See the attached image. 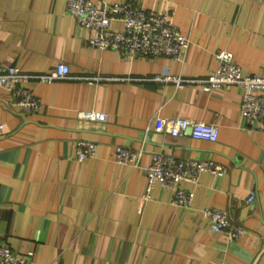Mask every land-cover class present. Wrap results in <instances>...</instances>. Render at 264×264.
<instances>
[{
	"label": "crops",
	"instance_id": "0c3cea01",
	"mask_svg": "<svg viewBox=\"0 0 264 264\" xmlns=\"http://www.w3.org/2000/svg\"><path fill=\"white\" fill-rule=\"evenodd\" d=\"M90 1L167 14L188 49L178 61L124 58L91 46L93 32L75 24L66 0H0V69L38 75L64 64L70 76L30 83L42 105L32 115L0 87V246L32 252V264H264V133L240 117V88L205 93L198 82L219 51L244 75L264 78V0ZM164 72L193 82L152 80ZM90 110L107 120L77 118ZM171 118L216 126L217 140H195L189 130L171 137ZM79 140L96 146L83 162ZM119 147L140 150L138 163L117 164ZM158 151L210 160L225 174L179 183L193 194L189 207L173 205L159 186L145 199L144 169ZM204 207L225 211L245 234L230 243L212 232Z\"/></svg>",
	"mask_w": 264,
	"mask_h": 264
},
{
	"label": "built area",
	"instance_id": "2783aa9c",
	"mask_svg": "<svg viewBox=\"0 0 264 264\" xmlns=\"http://www.w3.org/2000/svg\"><path fill=\"white\" fill-rule=\"evenodd\" d=\"M66 13L75 24L93 32L89 44L98 51L111 50L119 52L124 58L165 57L178 61L187 51L189 42L182 36L172 21L164 13H147L131 2L113 3L97 7L90 0H66ZM112 23H119L120 29L114 30ZM216 68L198 81L202 90H212L235 86L240 88L239 115L242 119L264 133V78L256 75H244L228 51L215 54ZM69 68L58 64L53 71L46 74L31 75L21 72L16 67L0 69V87L7 89L13 97L14 104L26 115L38 113L42 105L33 95L30 83L50 84L54 80L69 79ZM155 82L192 83L164 72L152 79ZM79 120L105 122L106 114L95 111L77 112ZM167 134L174 138L183 137L189 130L195 140L215 142L218 136L216 126L181 118L167 121ZM2 126H0V131ZM95 144L79 140L75 143L74 153L78 162H83L95 154ZM142 156L140 150L134 151L119 147L115 151V162L122 166H135ZM145 189L143 197L148 199L155 186L172 192V204L189 207L193 199L192 192L178 187L181 182L196 183L201 174L207 173L216 177L225 174V168L210 160H178L170 154L158 151L152 155L151 163L144 169ZM254 199L251 193L248 201ZM209 220L212 232H223L228 242L237 241L245 234V229L231 222L225 211L204 207L201 210ZM32 252L24 255L14 254L7 246H0V264H32Z\"/></svg>",
	"mask_w": 264,
	"mask_h": 264
}]
</instances>
